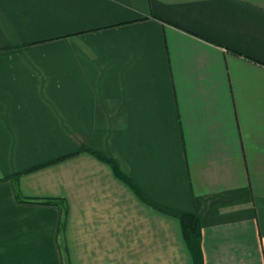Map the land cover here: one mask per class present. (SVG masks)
Masks as SVG:
<instances>
[{
    "label": "crops",
    "instance_id": "crops-1",
    "mask_svg": "<svg viewBox=\"0 0 264 264\" xmlns=\"http://www.w3.org/2000/svg\"><path fill=\"white\" fill-rule=\"evenodd\" d=\"M88 149L264 264V0H0V264H195Z\"/></svg>",
    "mask_w": 264,
    "mask_h": 264
},
{
    "label": "trees",
    "instance_id": "trees-1",
    "mask_svg": "<svg viewBox=\"0 0 264 264\" xmlns=\"http://www.w3.org/2000/svg\"><path fill=\"white\" fill-rule=\"evenodd\" d=\"M88 151L97 155L101 160L109 163L113 167L117 176H119L122 180H124L127 184H129L136 191V193L140 195L148 204H150L155 209L163 213L176 217L180 221L183 236L189 250L193 255L194 263L202 264V259H201L202 228H201L200 217L197 213L181 211L152 201L142 192L139 186L130 177H128L123 173L118 163L114 159L107 157L92 149H88ZM15 177L18 178V174H16ZM17 178H15V180H17ZM43 202L47 204H56L58 203V200L47 198L43 200Z\"/></svg>",
    "mask_w": 264,
    "mask_h": 264
}]
</instances>
